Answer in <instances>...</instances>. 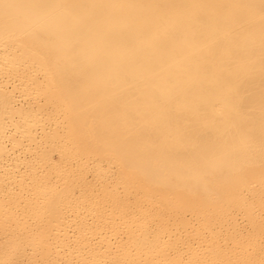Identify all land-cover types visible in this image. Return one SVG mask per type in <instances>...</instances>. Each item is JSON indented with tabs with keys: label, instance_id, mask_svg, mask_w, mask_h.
Masks as SVG:
<instances>
[{
	"label": "bare ground",
	"instance_id": "bare-ground-1",
	"mask_svg": "<svg viewBox=\"0 0 264 264\" xmlns=\"http://www.w3.org/2000/svg\"><path fill=\"white\" fill-rule=\"evenodd\" d=\"M0 264H264V0H0Z\"/></svg>",
	"mask_w": 264,
	"mask_h": 264
}]
</instances>
